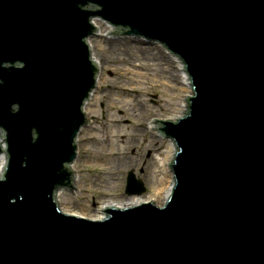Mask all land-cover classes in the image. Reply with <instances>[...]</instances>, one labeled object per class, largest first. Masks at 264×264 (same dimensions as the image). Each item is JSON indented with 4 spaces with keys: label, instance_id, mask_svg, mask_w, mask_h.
<instances>
[{
    "label": "water",
    "instance_id": "obj_1",
    "mask_svg": "<svg viewBox=\"0 0 264 264\" xmlns=\"http://www.w3.org/2000/svg\"><path fill=\"white\" fill-rule=\"evenodd\" d=\"M95 20L182 62L189 98L156 124L172 195L100 222L56 200L96 88ZM0 264H264V0H0Z\"/></svg>",
    "mask_w": 264,
    "mask_h": 264
},
{
    "label": "rangeland",
    "instance_id": "obj_2",
    "mask_svg": "<svg viewBox=\"0 0 264 264\" xmlns=\"http://www.w3.org/2000/svg\"><path fill=\"white\" fill-rule=\"evenodd\" d=\"M95 22L102 32L90 42L103 63L101 70L97 68L100 86L93 96L94 113L86 116L87 128L77 143L73 187L63 197L64 208L87 216L104 202L119 203L129 198L126 189L131 172L143 182L144 195L153 193L161 177L156 157L163 156L168 142L151 131L149 124L177 107L184 95L175 67L162 49L123 32L103 36L109 24ZM140 63L149 74L130 94L132 86L128 84L133 81L127 72ZM165 82L175 84L173 91ZM87 138L89 141H85ZM86 208L89 212H84Z\"/></svg>",
    "mask_w": 264,
    "mask_h": 264
},
{
    "label": "bare ground",
    "instance_id": "obj_3",
    "mask_svg": "<svg viewBox=\"0 0 264 264\" xmlns=\"http://www.w3.org/2000/svg\"><path fill=\"white\" fill-rule=\"evenodd\" d=\"M93 25L97 30V36H101L100 34L102 32V28L99 26V24H96L95 21H93ZM114 30H115V28L108 25V29H107L108 33L103 35V36H106V37L112 36L113 34H111V33H114ZM88 47L90 49L92 63L98 69L101 70L103 67V63L101 62V58L97 57V53L95 51L96 46L93 45L89 40L88 41ZM163 52L168 57V59L172 61L173 65L175 67L177 77L181 81L180 86L183 87V89H184L182 92L184 95L181 98V103L177 107L171 108L169 111H165L164 113H162L161 115H159L157 117L156 116L151 117V118L156 117V119L151 121V123L149 124V126H150L149 128H151V131H154L156 133H158L156 124L172 122L177 116L183 118L182 103L189 101L182 62H180L179 60H177L173 56L169 55L165 51H163ZM159 71H160L159 72L160 75H162L160 67H159ZM127 73L131 76V79L133 81V83L131 82L130 84H128L129 86H132V90H130V92L128 91V93H130V94L131 93L133 94L135 87L139 86L138 83L140 82V80H142V78H144L145 75L149 74L146 66H143V64H141V63L136 64V65L134 64L133 66H131V69H129ZM155 79H157V77ZM103 81H104V79H103ZM99 82L100 81H99V76H98L96 79V88L91 93L90 98L84 104L83 112L86 116H89V115L94 113L93 104H95V100H94L95 98L93 99V96L95 95L96 90L100 86ZM152 85L154 86L155 84L153 83ZM165 85L168 86L169 90L173 91V85H175V84H171V83L169 84L168 82H165ZM84 131H85V128H83L82 132L84 133ZM165 140L167 141V139H165ZM78 141L79 140H77V143H78ZM85 141H89L88 138ZM156 161L158 164V172H161V177L158 179V184L155 186L153 193L150 194L149 196L144 195L145 194L144 193L143 195L130 196L129 198L125 199V201H121L119 203L111 202V201L104 202L100 205L99 208H97V211L93 212L92 216H91V214H90V216H87L85 214L82 215V214L75 213V212H72V211L64 208L63 207V204H64L63 197L66 193L58 192V194L56 195L57 203L60 206V209L62 210V212L64 214L73 215V216L86 218V219H90V220H95V221H99V222L101 221V213H102V209H104V208H112L113 210H117V209L129 208V207H134V206H139V205H144V204H149V203H151V205H154L156 207H161V206H163V195H172L170 184H169V179H168V175H167V170H166V166H165L166 162L172 161L169 146L164 151L163 156L156 157ZM75 166H76V162L70 166V168L73 172H76ZM155 177H156V175H155ZM83 210H84V212H89V208H86Z\"/></svg>",
    "mask_w": 264,
    "mask_h": 264
}]
</instances>
